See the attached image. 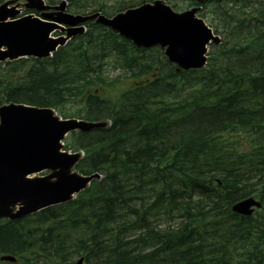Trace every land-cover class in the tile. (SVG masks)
Wrapping results in <instances>:
<instances>
[{
  "label": "trees",
  "instance_id": "obj_1",
  "mask_svg": "<svg viewBox=\"0 0 264 264\" xmlns=\"http://www.w3.org/2000/svg\"><path fill=\"white\" fill-rule=\"evenodd\" d=\"M219 13L235 41L249 22L257 35L206 69L175 73L157 49L89 34L50 58L0 65V104L111 120L68 142L85 154L75 168L103 178L70 202L0 220V255L16 258L0 264H264V192L250 178L264 174V22ZM111 54L122 68L113 77L102 69ZM246 196L262 210L232 213Z\"/></svg>",
  "mask_w": 264,
  "mask_h": 264
},
{
  "label": "water",
  "instance_id": "obj_2",
  "mask_svg": "<svg viewBox=\"0 0 264 264\" xmlns=\"http://www.w3.org/2000/svg\"><path fill=\"white\" fill-rule=\"evenodd\" d=\"M15 0L0 4V62L20 57L49 56L56 47L82 31L72 28L88 17L63 13L64 4L56 7V15L43 14L48 22L33 15L12 19L19 14ZM27 9L43 10L42 0H27ZM99 22L110 26L137 46L159 44L170 62L180 68L201 67L205 63L206 45L217 41L204 22L195 17V9L174 12L161 1L129 9ZM60 24L71 26L66 37L53 38ZM103 123L76 119L60 120L48 108L10 103L0 107V218L18 219L48 206L66 202L98 175L80 176L70 169L78 154L60 152V140L73 130H89ZM43 170L53 171L44 177H31ZM54 180H51L53 179ZM260 203L252 197L232 206V210L249 215ZM17 207L15 211L13 209ZM2 260L14 261L11 256ZM75 264H83L79 258Z\"/></svg>",
  "mask_w": 264,
  "mask_h": 264
},
{
  "label": "flooded vegetation",
  "instance_id": "obj_3",
  "mask_svg": "<svg viewBox=\"0 0 264 264\" xmlns=\"http://www.w3.org/2000/svg\"><path fill=\"white\" fill-rule=\"evenodd\" d=\"M154 1L155 0H66L67 7L73 6L75 8H84V9L88 8V7H92L90 11L86 12V14H93V13L98 12V13L103 14L105 16H110V15L112 16L116 12H118V9H121V8H123V9L135 8V7L141 6L143 4H152ZM162 1L169 2L170 0H162ZM175 1H180L181 4H184V8L196 7L197 11L205 17L208 16V14L211 15V11L209 10L210 6H214V8L218 10V15L220 14L219 10H223L226 14H228V15L231 14L230 16H232L231 9L234 11V8L236 7L235 1L243 2L244 5H242V6H244V8L249 6L251 11L255 10V8L258 5H260V3H264V1H262V0H254V1L253 0H235V1L234 0H230V1L226 0L227 3L228 2H234V4L228 3V6L227 5L225 6L219 0H202V1H199V0H175ZM245 4H247V5H245ZM181 7H182V5H181ZM249 12L250 11H248L246 13H249ZM218 15H217V17H219ZM217 21L220 24V20L218 18H217ZM88 22L95 23L94 19L90 20Z\"/></svg>",
  "mask_w": 264,
  "mask_h": 264
},
{
  "label": "rangeland",
  "instance_id": "obj_4",
  "mask_svg": "<svg viewBox=\"0 0 264 264\" xmlns=\"http://www.w3.org/2000/svg\"><path fill=\"white\" fill-rule=\"evenodd\" d=\"M58 1H60V0H58ZM171 6H172V4L171 3H169ZM176 4H177V6H181L182 5V10H184L185 8H184V4H181L180 3V1H177L176 2ZM225 5H227L228 6V3H226ZM91 8L92 7H88V8H85L84 10L82 9L81 10V12H87V11H90L91 10ZM209 10L211 11V16L213 17V20H214V22H215V28L217 29V31H214L215 32V34H218L220 37H221V43L219 44V45H215V46H212V45H208V47H207V50H208V56H211V54H215V53H218V52H220L223 48H230V47H232V46H239V45H243L245 42H248L249 41V39H250V37L252 36V34L253 35H257V34H255V31L254 30H248L247 32H246V34H245V36H241V37H238L237 39H236V41H235V39H233V38H231L230 36L231 35H229V34H225V33H223V32H220V31H222L221 29H220V31H219V29L217 28V27H219L220 28V25H219V23H218V21H217V15H218V10L217 9H215L214 8V6H210V8H209ZM214 10V11H213ZM68 11H70V12H73V9L72 8H70V7H68ZM181 11V10H180ZM228 11V10H227ZM236 11V8H234V11L233 10H231V12L233 13L234 12V14H238L237 12H235ZM75 12V11H74ZM245 13V12H244ZM213 14V15H212ZM216 23H218V25L216 24ZM104 71H105V73L106 74H108V76L109 77H113V76H115V75H117V74H121L122 73V70L121 69H119L118 67H113V65H112V63L110 62V63H108V64H106V66H104ZM63 108L68 112V113H72V111H74V110H78V109H80L81 107H80V105H77V104H75V103H67V104H65V105H63ZM57 113H59L58 111H56ZM110 119H107V120H104V121H106L108 124L107 125H109L110 124V121H109ZM65 142V141H64ZM68 152H70L71 150H67ZM50 172L49 171H46V172H44L43 174H49ZM255 215V214H254ZM253 215V216H254ZM166 221V219L164 220V219H161L158 223L159 224H162L163 222H165ZM76 259H74V261H75Z\"/></svg>",
  "mask_w": 264,
  "mask_h": 264
},
{
  "label": "bare ground",
  "instance_id": "obj_5",
  "mask_svg": "<svg viewBox=\"0 0 264 264\" xmlns=\"http://www.w3.org/2000/svg\"><path fill=\"white\" fill-rule=\"evenodd\" d=\"M230 1V0H229ZM254 1V0H253ZM217 2V1H216ZM227 2V1H226ZM229 4H234V2H228ZM212 4V3H211ZM245 5H247V4H245ZM226 6V5H225ZM232 6V5H231ZM231 8V7H230ZM234 8V7H233ZM225 9V8H224ZM232 10V9H231ZM214 11V10H213ZM235 12H237L238 14H234V12L232 13V16H235L237 19H240L241 21H242V19H250V18H252L253 17V19H255V18H260L263 22H264V12L262 11V10H259V9H256V10H250V12L249 13H244L243 11H241V10H239V9H237L236 8V11ZM213 15V14H212ZM228 15V14H227ZM231 15V14H230ZM244 16V17H243ZM218 18V17H217ZM233 24H234V26L236 27V26H239V24H238V20H230ZM217 25H218V23H216ZM229 24V23H228ZM242 24H244L243 22H242ZM246 25V24H245ZM248 25H249V29H250V31L252 30V23L251 22H249L248 23ZM260 26V28L262 29V28H264V23H263V25H262V23L259 25ZM218 29H219V31H220V29L222 30V31H220V32H223V33H225V34H229L230 35V33H229V31H226V29L224 28H222V27H217ZM236 29H237V31L238 32H242V31H240V29L239 28H237L236 27ZM243 30V29H242ZM248 31V30H247ZM246 33V32H245ZM231 37V36H230ZM264 52V51H263ZM246 54V53H245ZM254 56V55H253ZM250 59V58H249ZM252 59V58H251ZM257 59V58H256ZM242 130V129H241ZM237 132V131H236ZM234 134V133H233ZM247 170V169H246ZM260 170V169H259ZM251 171V170H250ZM253 171V170H252ZM254 172H255V170H254ZM257 174V173H256ZM249 175V174H248ZM251 175V174H250ZM253 175V174H252ZM258 175V174H257ZM264 175V174H263ZM262 175V176H263ZM261 176V175H260ZM260 176H256V177H250V178H252V180H251V182L253 181V184H255V185H257V186H255L254 188V190H255V192H264V179H262V178H260L259 179V177ZM261 176V177H262ZM243 178V177H242ZM247 178V177H246ZM245 178V179H246ZM249 178V177H248ZM249 178V179H250ZM244 180V179H243ZM256 180H258V181H256ZM219 184H220V181L218 180L217 181ZM261 186H262V189H261ZM222 194H224V193H222ZM194 197V196H193ZM249 197H252V198H254L255 200L257 199L256 197H254V196H246V197H243V198H249ZM241 198V197H240ZM261 207H262V203L260 202V206H259V208H258V210H260L261 209ZM262 210V209H261ZM254 211V210H253ZM253 211H252V214L250 215V216H247V215H245V214H242V213H239V212H236V211H234V210H232V213H235V214H238V215H240V216H244V217H251V216H253L254 215V213H253ZM158 220V219H157ZM131 229V228H130ZM163 229V228H162Z\"/></svg>",
  "mask_w": 264,
  "mask_h": 264
}]
</instances>
